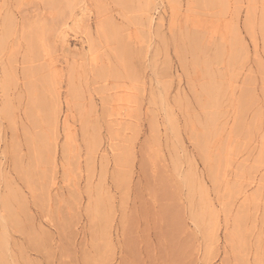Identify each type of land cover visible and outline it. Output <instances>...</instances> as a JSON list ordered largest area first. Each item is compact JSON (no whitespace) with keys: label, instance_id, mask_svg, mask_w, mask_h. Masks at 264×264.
<instances>
[{"label":"rangeland","instance_id":"rangeland-1","mask_svg":"<svg viewBox=\"0 0 264 264\" xmlns=\"http://www.w3.org/2000/svg\"><path fill=\"white\" fill-rule=\"evenodd\" d=\"M0 264H264V0H0Z\"/></svg>","mask_w":264,"mask_h":264},{"label":"bare ground","instance_id":"bare-ground-1","mask_svg":"<svg viewBox=\"0 0 264 264\" xmlns=\"http://www.w3.org/2000/svg\"><path fill=\"white\" fill-rule=\"evenodd\" d=\"M10 244V243H9Z\"/></svg>","mask_w":264,"mask_h":264}]
</instances>
